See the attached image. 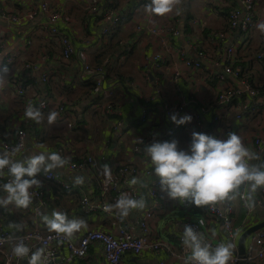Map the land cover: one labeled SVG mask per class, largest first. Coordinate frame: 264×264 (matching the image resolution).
<instances>
[{"label":"crops","instance_id":"1","mask_svg":"<svg viewBox=\"0 0 264 264\" xmlns=\"http://www.w3.org/2000/svg\"><path fill=\"white\" fill-rule=\"evenodd\" d=\"M44 0H0V9L10 13H24L33 5ZM53 9L61 8L65 11L67 20L59 23L73 41L76 54L71 62L64 60L60 47L43 28L45 15L39 13L34 19L13 24L0 23V46L4 56H9L20 51L14 58L13 64L3 76L4 87L0 88V122H4V136H11L18 128L25 127L28 131L27 148L16 160H23L28 154L45 155L56 153L60 145L66 146L73 158L78 160L91 153L105 152L112 166L122 162H132L144 169L153 166L150 157L144 148L150 143L144 141L155 136L158 141L170 125L169 118L163 113L162 105L167 103L175 106L179 100H195V106H209L201 112V124L215 133L216 138L227 139L230 132L238 134L244 145L258 159L252 160L255 165L263 163V153H257L254 145V136L264 134V107L258 112H252L240 99H233L225 106L215 104L219 90L227 84L238 82L237 78L228 77L227 82L218 81L214 74L222 70L218 62V54L224 55L225 48L218 51L216 43L209 38V34L216 30H229L227 11L238 0H183L177 6L179 12L165 16H155L145 11L148 0H104L114 5L121 17L118 30L119 44L122 49L114 56V61L109 64L113 81L123 79L127 87L121 85L109 96L116 104L117 114L107 113L103 107L96 106L107 97L102 86H97L99 76L88 75L83 69V61L87 60L93 65V53L96 46L107 44L102 36L104 24V5L98 12H90L85 4L78 0H47ZM110 1V2H109ZM230 2L229 4H227ZM264 22V0H259L255 25L247 36L246 43L240 42L239 32L231 31L228 42L240 43L237 49L241 73L251 76L259 88V96L264 99V61H257L253 55L264 46V34L256 27ZM153 26H167L174 28L178 33L174 35L175 47L167 52V65L160 74L151 71L150 57L155 51L162 49L159 35L150 33ZM127 49L128 52H123ZM203 49L215 51L214 58L204 62L203 69L188 67L185 63L187 55L198 57L197 51ZM220 49V48H219ZM184 51L185 54H182ZM47 53L44 60L41 54ZM36 69L24 68L27 61L36 62ZM176 72L179 76L175 78ZM21 73L24 74L25 95L17 96L14 83H20ZM46 73L49 78L42 80ZM155 73V75H153ZM160 84L157 85V79ZM110 79V78H108ZM93 80V81H92ZM95 80V81H94ZM112 81V82H113ZM95 82V83H94ZM105 86L111 83L104 81ZM17 88V87H16ZM116 88V86H115ZM157 89L159 91H157ZM65 99L78 114L79 122L76 128L69 129L64 123L58 121L49 124L48 115L54 112L53 104L42 107V102L47 99ZM33 105H32V104ZM42 113L40 122L35 121L34 128L30 127V118L25 115L29 105ZM239 112L244 113L242 119L237 118ZM145 115V120L142 117ZM32 128V129H31ZM36 130V133L33 132ZM198 130L197 120L192 119L186 123L173 136L181 150L189 149L192 142V132ZM143 141V142H142ZM143 143L141 151H135V145ZM0 151H4L0 143ZM54 170L64 172L66 178L72 182L71 190L45 179L44 174H38L42 181L40 188L44 189L46 205L42 206L40 222L45 230H51L47 220L54 218V213L65 217L67 220H82L85 225L73 235L78 236L88 228H98L106 231L115 229L116 221L101 211L91 212L82 208L81 195L85 193L91 198L97 196V186L90 174L70 172L59 166ZM83 178V183L77 184V178ZM5 172L0 174V184H3ZM137 181L133 187L140 192L141 200L145 207L151 203V198L146 192L147 176L141 175L133 178ZM133 181V180H132ZM240 191V189H239ZM248 194L250 187L248 186ZM6 193L0 191V196ZM252 195L255 212L248 221V227L264 222V209L257 205L262 198L261 188ZM120 197L113 193L110 205L114 206ZM159 199L163 207L150 220L155 232L164 240L179 246L178 235L184 233V228L175 224L185 218L197 219L202 222L203 229L212 241V248L224 243L233 244V251H238V242L243 231L239 232L236 239L229 236L224 222L208 211L207 206H196L191 201L181 202L170 198L166 192H159ZM37 204L33 198L28 208H16L13 205L7 209L0 207V217L3 226L10 230H23L31 226L35 220L34 209ZM232 206V215L235 225L246 218V208L240 197L237 200L217 203L219 208L225 205ZM114 208V207H113ZM144 209V208H143ZM133 209L129 212V223L134 229L138 228V212ZM19 224V228L15 226ZM264 229V227L262 228ZM248 239V238H247ZM58 264H104L102 250L99 243L92 245L85 258H71L69 251L64 246L57 247ZM125 264H182L180 258L161 253L159 256L151 250L135 255L130 252L124 254ZM21 264H29L22 259ZM259 264H264V261Z\"/></svg>","mask_w":264,"mask_h":264},{"label":"built area","instance_id":"2","mask_svg":"<svg viewBox=\"0 0 264 264\" xmlns=\"http://www.w3.org/2000/svg\"><path fill=\"white\" fill-rule=\"evenodd\" d=\"M85 4L86 8L96 13L102 7L104 0H78ZM110 2V1H109ZM150 0L147 1V4ZM228 2L227 4H229ZM47 0L42 1L39 4L33 5L24 13H10L8 11L0 9V19L7 21L8 23H23L34 19L39 13L44 14L43 28L48 35L55 40L58 47L62 52L63 58L67 62H71L76 54V48L71 40L70 36L62 30L59 23L63 20H67L65 11L61 8L53 9ZM259 0H238L232 8L228 10L229 30H216L209 34V38L216 43L218 51L225 48V54L221 52L218 54V62L222 70L214 74V78L218 81L227 82L228 77L232 76L238 79L237 83L227 84L222 87L214 103L221 106H225L227 103L237 98L248 102V106L252 112H258L264 107V99L259 96V88L255 85L251 76L242 75L241 65L237 55L236 47H239L238 41L228 42L229 33L231 31H238L240 42L246 43L248 41L247 36L250 30L255 25ZM104 24L102 27V36L104 40H108L109 37L114 34L121 22V17L118 15L114 5L105 2L103 7ZM153 15V14H152ZM156 16V15H155ZM174 28L167 26H153L150 28V33L159 35L160 42L162 43V49L155 51L150 57L149 64L151 71L160 74L161 70L167 65V52L176 49L174 35L178 33ZM220 48V49H219ZM215 51H207L200 49L197 51L198 57L187 55L185 63L188 67L195 69H203L204 62L214 58ZM20 51L15 54L4 56L0 46V71L6 67L8 70L14 62V58L18 56ZM185 54L184 51H181ZM47 57V53L41 54L40 60H44ZM253 58L257 61H264V46L261 47L259 52L253 55ZM39 60L36 62L27 61L26 68L36 69L39 67ZM84 71L90 75L99 76L97 80V86H102L106 99L98 103L96 106L103 107L107 113L117 114L115 109L116 104L109 96L114 95L115 87L113 84L105 86V68L102 65L94 66L89 61H83ZM7 70V71H8ZM155 73L153 75H155ZM179 76V72H176L175 78ZM156 77V75H155ZM49 75L44 73L42 80L46 81ZM160 84V78L157 79V85ZM17 91L19 95H25V86L22 83L17 84ZM157 91H159L157 89ZM17 93V94H18ZM20 97V96H18ZM21 98V97H20ZM47 104H53L54 112L57 113V120L64 123L69 129H74L78 125L79 116L75 109L67 103L65 99L56 98L45 102H42V107L45 108ZM209 109V106H195V100L190 98L188 100H179L175 106H170L167 103L162 105L163 113L169 118L170 125L166 128L161 135V142L171 141L172 136L181 129L185 124L178 125L170 119L173 113H178L179 117L184 115H191L193 119L197 120L198 130L201 133L214 136L215 133L209 128H204L200 122L201 112ZM237 118L242 119L244 113L239 112ZM145 120V115L142 117ZM29 126L34 128L35 121L30 119ZM31 128V129H32ZM27 136L28 131L25 127L18 128L11 136H4L0 132V143L4 150H11L21 145V150L15 154L19 155L27 148ZM156 139L155 136L147 138L144 143H150ZM143 143H137L135 145V151L140 152ZM254 145L257 153L264 152V134H257L254 136ZM56 153L66 161L63 165L64 168L70 172H80L83 174H90L97 186V196L91 198L89 195L82 193L81 205L82 208L97 212L101 211L103 214L111 216L116 221L115 229L112 231H106L98 228H88L82 234L70 238L62 233H57L54 230H45L40 222V216L42 214V206L46 205L45 192L43 188L34 187L30 189L32 197L36 200L37 204L33 207L35 220L30 227L23 230L10 231L3 226V219L0 217V264H21L22 259L13 255L12 247L21 241L30 249L29 256L26 259L29 262L32 253L41 251L44 257L47 258L48 264L57 263V247L64 246L70 253L71 258H85L92 245L99 243L102 250V257L104 264H125L124 254L126 252L133 253L135 255L142 254L145 250H151L156 255L161 253H168L170 256L178 257L182 264H185V259L190 255V252L184 247L182 243L183 233L178 235L179 246L176 247L172 242L164 240L157 235L150 220L155 214L163 207V203L159 199V192L161 189L159 178L153 172L154 166H148L144 169L132 162H122L114 166L109 163L107 154L103 151L99 153H91L81 159H74L73 154L70 153L66 146L60 145L56 148ZM254 164L253 161L249 162ZM107 166V167H106ZM5 172V179L3 183L7 182L8 174ZM147 176V185L145 187L148 196L151 198L149 206L140 209L138 212V228L134 229L129 223L128 216L121 219L118 211L112 208L111 211H106V206L110 205L111 194L116 193L119 197L125 193L131 197L141 200L140 192L133 187L132 180L137 176ZM45 179L61 185L65 189L71 190L73 184L69 181L64 172L60 170H51L44 175ZM240 199L246 208V218L243 222L235 225L233 222L232 206L225 205L223 208L215 206H207L208 211L214 214L217 218H220L224 222V226L229 236L236 239L239 232L248 227V221H250L253 213L255 212V205L248 199V185H242L239 191ZM262 198L258 199L257 205L264 209V187L261 188ZM189 201V200H187ZM175 224L182 226L191 225L199 234L204 237L207 244L212 246V241L205 233L202 222L197 219L185 218L178 220ZM241 260L237 251H233V259L230 264H239ZM264 261V229H259L248 236L246 240V253L244 257V264H259Z\"/></svg>","mask_w":264,"mask_h":264},{"label":"clouds","instance_id":"3","mask_svg":"<svg viewBox=\"0 0 264 264\" xmlns=\"http://www.w3.org/2000/svg\"><path fill=\"white\" fill-rule=\"evenodd\" d=\"M183 0H150L145 6V11L157 16H165L177 8ZM264 34V22L256 25ZM3 71H7L5 67ZM4 87L3 76H0V88ZM25 115L37 122L42 119V113L29 105ZM56 112L48 115V123L55 122ZM170 119L178 125L190 123L191 115L179 117L173 113ZM143 142V141H142ZM178 141L155 140L144 148L151 164L153 172L159 178L161 191L167 193L172 199L181 202L189 200L196 206H215L219 202L237 200L242 185L250 187L248 199H252L253 193L264 187V163L255 165L249 162L258 159L242 142L241 137L235 132H230L227 139L201 132H192V142L187 150L178 147ZM21 150V145L15 146L11 152L0 151V174L7 170L6 183L0 184V191L6 193L0 196V207L5 209L13 205L16 208H28L32 202L30 189L40 187L42 181L38 174H44L66 163L58 154L45 155L28 154L23 160H16L15 154ZM107 167V166H106ZM77 184L83 183V178L78 177ZM137 181L133 179L132 184ZM115 208L121 219L127 217L133 209H143L145 202L131 197L125 193L120 196L114 206H106V211ZM51 230L62 233L69 238L78 231L85 222L82 220H67L54 213V218L48 220ZM19 228V224H15ZM184 247L190 252L185 259V264H230L233 259V244L221 243L215 248L210 247L191 225H185L182 237ZM13 255L24 259L29 256L30 249L23 241L12 247ZM29 264H48L43 252L32 253Z\"/></svg>","mask_w":264,"mask_h":264},{"label":"trees","instance_id":"4","mask_svg":"<svg viewBox=\"0 0 264 264\" xmlns=\"http://www.w3.org/2000/svg\"><path fill=\"white\" fill-rule=\"evenodd\" d=\"M227 17H228V11H227ZM118 36H119L118 34H116V35L112 34L109 37L107 44H103L101 46H96L97 48H96L95 52L93 53V65L94 66L102 65L105 68L104 81L107 80L108 83H111L113 81L112 79H114V78H112V74H110V72H109V70H110L109 64L114 61V56L120 51V49H122V46H123V45L119 44ZM123 49H124V47H123ZM123 52H128V51H127V49H124ZM23 76H24V74L21 73V79L19 82L22 83L26 87V85H25L26 82L25 83L23 82V79H24ZM108 78H110V79H108ZM110 80H111V82H110ZM14 84L17 85V83H14ZM111 84H113L114 87L116 86L115 90L117 88H119L121 85H123V87L124 86L127 87L126 83H125V81H123V79H119L117 81L115 80ZM14 91L16 92V94L18 93L16 87H15ZM17 96L22 97L23 95H19V93H18ZM3 130H4V122H0V131H3ZM33 132L36 133V130H33ZM233 222H235V221H233Z\"/></svg>","mask_w":264,"mask_h":264},{"label":"water","instance_id":"5","mask_svg":"<svg viewBox=\"0 0 264 264\" xmlns=\"http://www.w3.org/2000/svg\"><path fill=\"white\" fill-rule=\"evenodd\" d=\"M0 23L8 24L7 21L2 20V19H0ZM263 163H264V155H263ZM263 227H264V222L251 225V226H249L243 230L242 234L240 235L239 242H238V251L237 252L241 257L239 264H244V257H245V253H246V240H247L248 236L251 235L253 232H255V231H257Z\"/></svg>","mask_w":264,"mask_h":264},{"label":"rangeland","instance_id":"6","mask_svg":"<svg viewBox=\"0 0 264 264\" xmlns=\"http://www.w3.org/2000/svg\"><path fill=\"white\" fill-rule=\"evenodd\" d=\"M240 39H241V40H243V39H244V37L242 36V37H240ZM103 101H104V100H103ZM103 101H102V102H103Z\"/></svg>","mask_w":264,"mask_h":264}]
</instances>
